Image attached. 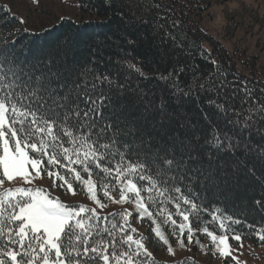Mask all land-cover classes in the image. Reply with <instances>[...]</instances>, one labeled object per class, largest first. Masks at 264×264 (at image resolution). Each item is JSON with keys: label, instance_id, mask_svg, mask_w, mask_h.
Here are the masks:
<instances>
[{"label": "trees", "instance_id": "obj_1", "mask_svg": "<svg viewBox=\"0 0 264 264\" xmlns=\"http://www.w3.org/2000/svg\"><path fill=\"white\" fill-rule=\"evenodd\" d=\"M58 1L72 8L76 19H60L40 33L24 31L0 4V51L16 58L17 72L24 79L31 77L33 83L40 76L52 87L66 85L61 95L82 80L91 81L95 74L108 75L113 84L104 86L108 98L100 125L110 124L106 135L115 134L121 150L127 144V157L148 164L153 175L165 157L174 160L166 173L175 176L169 185L180 186L184 195L202 206L190 217L199 238L207 237L199 231L204 226L222 234L216 222H209L212 212L219 210L226 222L233 218L230 229L241 234L244 243L264 244L259 239L264 234V111H260L264 108V55L249 53L235 38L240 22L228 23L224 29L222 41L232 45L228 50L202 26L209 16L203 0ZM169 73L173 75L168 80L160 79ZM210 74L227 82L219 95L199 89ZM217 105H224L226 112ZM217 130L228 137L221 149L206 143ZM118 193V188L111 192ZM97 194L102 192L98 189ZM166 206L175 212L173 205ZM99 211L101 218L108 216ZM119 212L123 210L115 211ZM132 213L137 215L135 210ZM156 219L169 244L177 241L178 230L174 236L170 224H163L162 217ZM129 223L137 229L136 238L144 237L147 251L150 247L163 252L168 247L151 233V220L130 218ZM232 234L230 230L229 237ZM141 259L145 264H167L152 254ZM170 264L199 263L183 258Z\"/></svg>", "mask_w": 264, "mask_h": 264}, {"label": "snow or ice", "instance_id": "obj_2", "mask_svg": "<svg viewBox=\"0 0 264 264\" xmlns=\"http://www.w3.org/2000/svg\"><path fill=\"white\" fill-rule=\"evenodd\" d=\"M212 64L222 75L217 62ZM19 67L7 50L0 51V186L5 179L11 182L15 178L32 185L46 174L54 188L72 195L76 194L74 184L78 185L96 207L68 206L48 190L37 187L5 189L0 192V264H145L141 257L150 258L151 253L144 237H135L137 229L131 227L130 218L138 222L151 220V233L168 245L170 255L173 250L168 236L156 217L171 225L172 235H177L178 230V245L185 247V238L191 244L197 229L190 217L202 206L184 195L180 186L169 185V179L174 181L175 176L168 177L166 173L174 160L165 157L153 175L148 164L127 157V144L121 150L115 134L111 138L106 135L110 124L99 123L104 119L103 106L108 98L104 86L113 84L110 77L95 74L91 81L82 80L61 95L66 85L52 87L40 76L33 83L31 77L24 79L17 72ZM172 75H162L160 79L168 80ZM226 87L225 80L211 74L199 84L201 91L217 95ZM242 91L251 95L247 89ZM217 107L226 112L224 105ZM225 139L228 137L217 130L210 133L206 143L221 149ZM233 147L229 144V148ZM175 163L179 171L180 162ZM117 188L118 200L111 195ZM98 189L113 203L133 204L137 215L125 209L101 218L97 209L103 210L106 205L98 198ZM168 204L174 206V213ZM150 207L156 209L155 213ZM218 212H212L209 222H216L222 234L217 235L207 226L199 231L220 256L227 257L231 253L229 240L241 242L243 237L230 229L233 218L228 217L226 222ZM174 216H179L180 221ZM259 239L264 241V234Z\"/></svg>", "mask_w": 264, "mask_h": 264}, {"label": "rangeland", "instance_id": "obj_3", "mask_svg": "<svg viewBox=\"0 0 264 264\" xmlns=\"http://www.w3.org/2000/svg\"><path fill=\"white\" fill-rule=\"evenodd\" d=\"M203 2L208 5L209 16L202 26L211 37L220 41L226 49L230 50L232 45L222 41L223 32L228 23L238 21L240 24L238 31L235 33V38L239 40L243 47H247L249 53L259 54L261 57L264 55V0H203ZM0 4L20 23L23 21L21 27L24 31L32 33H40L63 18L75 20V15H77L72 8L67 7L58 0H36L35 3L33 0H0ZM51 183L52 180L44 176L35 180L32 185L23 184L20 178H15L11 182L5 179L4 184L0 186V192L21 186L25 188L37 187L48 190L52 197H59L68 206L96 207L88 198L87 193L82 192L79 186L75 188L76 194L72 195L64 189L61 191L53 190ZM97 195L101 202L106 205L103 210L97 209L100 210V213L124 211L125 209L129 212L135 210L134 205L131 203H113L111 200L104 198L103 195ZM111 195L113 199H119V193ZM175 239L176 237H172V240ZM197 239H199V243H196ZM172 242L170 246L173 254L171 255L167 248L163 252H154L149 247L148 252L152 254L154 259L164 263H171L189 257L200 264H264L263 243L253 246L243 241L237 242L230 239L231 253L227 257H223L215 251L208 237L200 239L197 233L194 234L191 244H188L185 238L184 243L187 247L180 248L177 246V241ZM197 247H199L198 250H193Z\"/></svg>", "mask_w": 264, "mask_h": 264}]
</instances>
